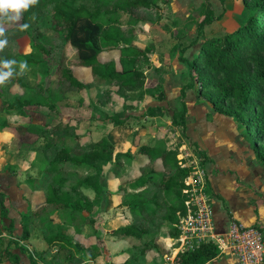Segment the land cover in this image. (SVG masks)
<instances>
[{"label":"trees","instance_id":"obj_1","mask_svg":"<svg viewBox=\"0 0 264 264\" xmlns=\"http://www.w3.org/2000/svg\"><path fill=\"white\" fill-rule=\"evenodd\" d=\"M244 1L251 11L245 23L225 38L208 40L196 57L187 61L192 83L182 90V118L186 123V90L198 86L200 98L203 97L214 111L236 120L242 135L252 143L264 165V0ZM49 3L54 23L65 32L67 43L77 53L76 58L63 56L56 62L50 92L58 90L63 94L62 87L83 91L91 84H117L131 90L143 84L145 73L140 66L151 63V52L133 45L137 21H129V28L124 29L120 11L134 13L136 9L153 7L154 1L85 0L78 6L69 0H49ZM211 21L206 19L200 27ZM34 47L45 55L44 59H48L46 47L39 43H34ZM106 54L110 58L103 60ZM32 62L39 64L40 60ZM75 68L90 70L91 78L79 79ZM16 86L22 93L17 94L12 103L4 100L1 106L3 114L17 116L19 114L15 111L20 108L45 106L38 99L40 94L35 93V87L19 77L16 78ZM165 99L163 92L161 101ZM54 107L53 104L49 106L50 109ZM108 120L113 129L125 125L116 117H108ZM69 127L59 121L50 131L52 138L44 146L43 177L36 188L44 192L45 200L23 215L20 238L24 244L14 237L13 230L10 236L0 232V243L6 244L0 249V264L6 260L20 263L21 257L13 252L12 246L27 254L32 264H38L26 246L35 232L43 235L49 248L66 254L65 264H82L87 260L88 252L93 258L102 255L104 247L99 236L90 237V244L85 245L74 240L71 234L74 231L75 237L84 236V229L95 225L93 212L101 205L104 188L101 175L96 177L93 172L97 167L92 163L105 160L103 151L90 138L66 137L62 132H67ZM140 154L146 161L139 169L140 174L128 178L117 193L124 197L123 207L133 216V222L113 234L136 242L131 249V259L123 264H138L141 256L146 257L150 253L161 256L172 253L179 245L180 230L176 225L181 216L187 214L184 190L187 189L185 181L191 168L183 167L178 153L167 143L143 145ZM202 158L203 167L208 158ZM108 163L105 160L102 165ZM85 168L90 175L77 176ZM84 189H92L94 199L87 196ZM127 190L132 193L127 194ZM165 223L170 226L167 238L171 243L167 247L158 237ZM14 228L12 222L11 229ZM50 252L52 250L47 249L42 256H48ZM219 254L215 243L203 242L193 250L182 249L176 264H207Z\"/></svg>","mask_w":264,"mask_h":264},{"label":"rangeland","instance_id":"obj_2","mask_svg":"<svg viewBox=\"0 0 264 264\" xmlns=\"http://www.w3.org/2000/svg\"><path fill=\"white\" fill-rule=\"evenodd\" d=\"M69 1L75 2L78 6L85 0ZM149 1H154L151 8L136 9L134 13L120 11L124 29L129 28V21H137L134 26L136 34L133 45L151 52L149 54L151 63H143L140 66L145 73L143 84L131 90L121 88L117 84L105 86L91 84L83 91H70L63 87L61 88L64 90L63 94H60L58 90L49 91L57 66L56 62L63 56L70 59L77 57L76 51L67 43L65 32L58 29V25L54 23L49 0H39L37 5L21 13L18 22L5 25L8 45L0 51V59L17 61L13 76L0 86V191L38 187V185L30 184L28 180L41 182L45 163V161L42 163L44 146L52 138L50 131L57 122L70 126L67 132H62L66 137L90 138L93 143L99 145V150L103 151V158L109 161L108 165H102L105 160H99L98 164L92 163L97 167L93 169V172L97 174L96 177L101 175L100 181L104 192L101 205L93 212L95 225L87 226L84 229V236L75 237L76 234L73 231L71 237L89 245L90 237L99 236L104 251L108 253V260H111L109 252L112 257L124 255V249L129 244L115 243L112 239L115 236L113 232L133 222V216L127 213L128 211H126L127 214L122 213V215L118 207L105 214L102 211V202L109 196L107 192H110L111 195L116 196L117 205L123 206L124 197L117 193L128 178L140 174V167L146 163L140 154L143 145L167 143L178 153L180 163L191 168L190 177L195 184L189 189H198L199 186L196 184L199 183V161L202 157L194 146L193 139L189 137L188 129L190 123L198 122L197 126H200V119L204 120L206 117L203 110L205 111V107L208 110L210 104L203 97L200 98L198 86L187 89L185 101L188 112L185 115L186 123H184L182 90L192 83L187 61H192L208 40L225 38L241 27L251 15L244 0ZM206 19L212 20L211 23L200 27ZM24 24L29 27L22 29L21 26ZM34 43L46 47L48 59H44L45 55L34 47ZM109 58V54H106L102 59ZM32 60H40V63L35 64ZM21 62H27L28 69L22 75H18ZM75 74L82 80L91 78L90 70L75 68ZM17 77L35 87V93L40 94L38 99L44 102L45 106L20 108L15 111L19 114L17 116L3 114L1 106L4 100L12 103L16 95L22 93L16 86ZM163 92L166 94V99L161 101ZM52 104L55 106L54 109L49 108ZM153 108L154 112H152ZM56 109L57 111H54ZM108 117L119 118L125 122V125L113 129ZM108 135H110L109 138ZM88 175L90 174L86 168L77 173V176L82 177ZM33 191H27L28 197H34ZM83 192L94 199L95 192L92 189H84ZM129 193L132 191L127 190V194ZM6 198L7 195L5 197V194L1 192L0 232L2 235L10 236V231L13 230V235L16 236L14 229H11L12 222L5 204V201L9 204V199ZM191 198V194H188L187 199ZM16 208H9L12 214L18 210ZM191 210L190 205L189 212ZM119 214H121L122 218H119L121 220H114V217ZM184 216H181V219ZM176 226L180 230L181 222ZM168 230L170 226L165 223L158 235L160 241L166 243V247L171 243L167 238ZM19 240L21 241V238ZM178 242V249L181 251L183 244L181 231ZM199 244V241L193 242L194 246ZM185 245L183 249H188L190 243L187 242ZM5 246V243L4 245L0 243V249ZM26 246L34 254L38 264L66 263V254L49 248L39 232L32 235L30 243ZM12 249L21 257L19 264H32L27 254H23L15 246H12ZM47 249L52 250L48 253L50 258L42 256ZM74 253L77 255V252ZM154 254L150 255V264H163V257L160 258ZM87 259L82 264H98L93 262L89 255ZM2 264L14 263L6 260ZM99 264L110 263L105 260ZM138 264H144L142 258Z\"/></svg>","mask_w":264,"mask_h":264},{"label":"crops","instance_id":"obj_3","mask_svg":"<svg viewBox=\"0 0 264 264\" xmlns=\"http://www.w3.org/2000/svg\"><path fill=\"white\" fill-rule=\"evenodd\" d=\"M204 109L205 119H200L199 127L197 126L198 122L190 123L188 132L201 157L205 156L208 158L203 167L201 163L203 158L199 161V168L201 169L206 184L205 189L210 197L213 209L214 234L216 236L227 235L232 222H239L248 227H260L264 232V165L258 159L252 143L242 135L239 125L234 118L214 111L211 106L208 110H206V107ZM28 181L34 186L39 185V181L37 180ZM29 190L31 192L34 190V197H28L27 191ZM1 192L5 194V197L7 195L6 199H9L8 203L10 205L6 201L5 204L9 210L11 222L15 224L14 234L16 236L14 235V237L20 239L22 235L21 221L23 215L30 208H35L42 204L45 200V194L43 191L37 189L20 188L3 189ZM107 193L109 196L105 197L102 202V211L107 214L118 207L121 209V214L126 213V209L123 206L117 205L116 196L111 195L110 192ZM90 198L92 199V197ZM10 207L18 208L15 214H12V210L9 209ZM121 214L114 217V220H121L119 219L122 218L120 217ZM131 223L132 221L120 228L128 226ZM112 239L115 243L127 242L129 244L124 249V255L120 254L112 257L109 252L111 260H108V253L106 254V251H104L102 256H98L97 258H93L88 252L93 262L99 264L106 260L110 264H123L131 259V249L136 242L131 238H119L118 236H114ZM179 252L177 247L172 253H167L163 256L150 253L146 257L141 256V258L144 264H150V255L154 254L160 258L163 257V264H176ZM48 258L50 257L48 256ZM207 264L239 263L234 255L226 252L220 253L217 258Z\"/></svg>","mask_w":264,"mask_h":264},{"label":"built area","instance_id":"obj_4","mask_svg":"<svg viewBox=\"0 0 264 264\" xmlns=\"http://www.w3.org/2000/svg\"><path fill=\"white\" fill-rule=\"evenodd\" d=\"M186 167V166H183ZM198 189H189L194 185L190 175L185 181L186 195L191 194V199L186 201L187 214L180 218L182 249L187 242L188 249L193 250L196 246L193 242H213L217 245L220 253L229 252L236 257L239 264H264V232L260 227H248L239 222H232L227 235L216 236L213 231V209L210 197L205 189V182L199 168ZM190 197V196H189ZM192 210L189 212V206ZM192 242V244H191Z\"/></svg>","mask_w":264,"mask_h":264},{"label":"clouds","instance_id":"obj_5","mask_svg":"<svg viewBox=\"0 0 264 264\" xmlns=\"http://www.w3.org/2000/svg\"><path fill=\"white\" fill-rule=\"evenodd\" d=\"M39 0H0V51L8 45L6 38V24L18 22L21 13L27 11L31 6L37 5ZM22 29H27L29 25L24 24ZM15 60L0 59V86H3L14 74ZM28 69L27 62L19 64V73L22 75Z\"/></svg>","mask_w":264,"mask_h":264}]
</instances>
